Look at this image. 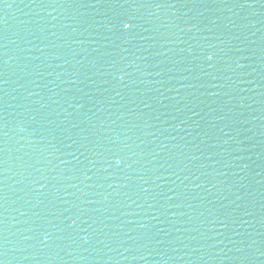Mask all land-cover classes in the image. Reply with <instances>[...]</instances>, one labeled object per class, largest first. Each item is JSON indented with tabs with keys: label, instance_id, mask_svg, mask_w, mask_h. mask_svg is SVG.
Returning a JSON list of instances; mask_svg holds the SVG:
<instances>
[{
	"label": "water",
	"instance_id": "95a60500",
	"mask_svg": "<svg viewBox=\"0 0 264 264\" xmlns=\"http://www.w3.org/2000/svg\"><path fill=\"white\" fill-rule=\"evenodd\" d=\"M0 264H264V0L0 5Z\"/></svg>",
	"mask_w": 264,
	"mask_h": 264
},
{
	"label": "snow or ice",
	"instance_id": "6c2138e0",
	"mask_svg": "<svg viewBox=\"0 0 264 264\" xmlns=\"http://www.w3.org/2000/svg\"><path fill=\"white\" fill-rule=\"evenodd\" d=\"M122 26L124 29H129L130 27H132V24L130 21H125Z\"/></svg>",
	"mask_w": 264,
	"mask_h": 264
},
{
	"label": "clouds",
	"instance_id": "9594fccd",
	"mask_svg": "<svg viewBox=\"0 0 264 264\" xmlns=\"http://www.w3.org/2000/svg\"><path fill=\"white\" fill-rule=\"evenodd\" d=\"M117 163H119V161H117Z\"/></svg>",
	"mask_w": 264,
	"mask_h": 264
}]
</instances>
